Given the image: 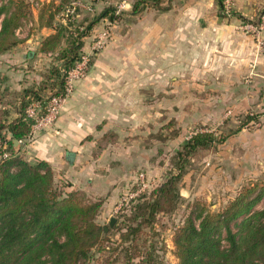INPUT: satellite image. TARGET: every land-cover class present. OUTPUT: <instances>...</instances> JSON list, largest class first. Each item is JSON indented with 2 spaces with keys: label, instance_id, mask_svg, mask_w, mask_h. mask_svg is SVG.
Instances as JSON below:
<instances>
[{
  "label": "rangeland",
  "instance_id": "1",
  "mask_svg": "<svg viewBox=\"0 0 264 264\" xmlns=\"http://www.w3.org/2000/svg\"><path fill=\"white\" fill-rule=\"evenodd\" d=\"M135 1L94 0L91 9L71 11L72 0H12L10 10L19 5L22 13L0 35V108L7 110L2 118L10 121L36 105V119L53 95L66 98L80 87L73 109L95 117L86 137L95 141L91 154L97 158L104 149L108 164L119 166L113 190L117 200L106 207L105 196L88 193L86 181L84 188L70 189L84 201L102 200L95 216L100 226L108 225L111 216L117 220L123 200L150 191L177 171V150L191 134L213 131L222 138L188 155L174 205L157 212L153 228L143 235L150 264H176L173 233L187 216L198 222L201 210L221 209L243 186L264 183V95L247 97L244 76L223 81L219 57L203 62L214 65L216 73L211 66L202 68L196 57L203 29L210 30L204 46L219 54L220 21L264 48V27L259 28L264 6L248 15L233 0H142L133 11ZM69 71L72 86L66 91ZM23 79L26 86L17 88ZM27 87L33 91L24 105ZM61 108L47 126L33 128L32 122L29 134L15 142L17 150L6 145L3 152L39 161L30 143L42 132H54ZM107 131L116 137L108 136L99 148L98 139ZM61 180L54 177L55 184L66 186L68 180ZM262 206L264 195L254 209ZM118 230L119 222L109 226L107 237H117ZM117 264L124 263L118 259Z\"/></svg>",
  "mask_w": 264,
  "mask_h": 264
},
{
  "label": "trees",
  "instance_id": "2",
  "mask_svg": "<svg viewBox=\"0 0 264 264\" xmlns=\"http://www.w3.org/2000/svg\"><path fill=\"white\" fill-rule=\"evenodd\" d=\"M141 1L133 3V11ZM12 4L7 0L0 5V35L14 27L11 23L22 13L19 5L10 10ZM29 91L33 89L23 90V104ZM6 111L0 108V264H117L118 259L124 264H150L143 235L147 227L153 228L157 212L174 205L188 155L222 139L213 131L191 134L177 150L175 173L150 191L121 202L115 220L118 236L111 239L95 221L101 199L84 201L76 189L55 184L53 170L44 159L32 163L17 151L3 155L1 146L17 150L14 140L25 138L34 122L24 112L5 121ZM110 135L115 139L112 131L98 139L99 148ZM263 195L264 183L245 185L221 209L198 212V222L187 216L173 233L176 264H264V206L254 209Z\"/></svg>",
  "mask_w": 264,
  "mask_h": 264
},
{
  "label": "crops",
  "instance_id": "3",
  "mask_svg": "<svg viewBox=\"0 0 264 264\" xmlns=\"http://www.w3.org/2000/svg\"><path fill=\"white\" fill-rule=\"evenodd\" d=\"M233 1L239 10L248 15L254 14L256 9L264 6V0ZM217 25V40L221 48L218 55L212 49L204 46V38L210 30L204 33L203 29L201 32L203 42L197 50L196 57L201 59L202 68L205 67L207 70L211 66L209 63H203L206 61L205 58L216 59L219 57L218 72L222 74L223 81H241V76H244L245 81L248 82L247 88H245L247 97H252L256 92L264 95V48H259L252 37L245 35L226 22L220 21ZM233 58L235 60L231 61ZM213 66L210 68H213L212 72L216 73L217 69ZM25 81L23 79V81L17 82V88L25 87L27 84ZM79 93L80 87L70 96L64 98V102L61 103L60 115L55 121L54 132H42L30 144L34 148L35 155L50 164L55 180L61 182V179H67L68 181L64 180L67 182L65 187L69 190L84 188L86 181L85 186L89 188L87 192L92 195L105 196L106 207L117 200L113 190L116 189L114 180L119 175L117 173L119 166L108 164V156L104 154L106 153L104 149L97 155V158L92 156L90 148H93L95 141L86 140V137L91 132L90 122H95V117L89 112H74V100L79 98ZM8 133L10 136L9 131Z\"/></svg>",
  "mask_w": 264,
  "mask_h": 264
},
{
  "label": "built area",
  "instance_id": "4",
  "mask_svg": "<svg viewBox=\"0 0 264 264\" xmlns=\"http://www.w3.org/2000/svg\"><path fill=\"white\" fill-rule=\"evenodd\" d=\"M94 3V0H72L71 2V9L68 8L71 11H74V9L76 7H83L86 9H91L92 8V4ZM259 28H263L264 27V12L260 14L259 16ZM71 71H69L68 75H67V79L64 81L65 84V90L69 91L71 88V80H72V76H71ZM64 97L60 95H53L46 107H45V112L43 114H41L39 117H36V105H32L29 106L28 108H26V114L32 118L35 119L34 124H33V128H37L38 126H47L49 124H51L54 120V118L56 117L58 111H59V107L61 106L62 100ZM8 153L6 151L3 152V155L6 156Z\"/></svg>",
  "mask_w": 264,
  "mask_h": 264
},
{
  "label": "water",
  "instance_id": "5",
  "mask_svg": "<svg viewBox=\"0 0 264 264\" xmlns=\"http://www.w3.org/2000/svg\"><path fill=\"white\" fill-rule=\"evenodd\" d=\"M15 142H17V140H14ZM116 217L115 216H111L109 221H108V225H103V229L104 231H107L109 226H113V224L115 223Z\"/></svg>",
  "mask_w": 264,
  "mask_h": 264
}]
</instances>
